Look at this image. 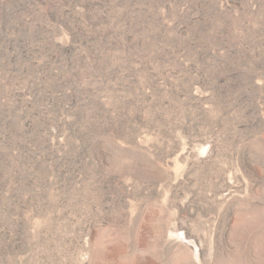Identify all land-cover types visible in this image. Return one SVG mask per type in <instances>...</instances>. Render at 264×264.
<instances>
[{
  "label": "rangeland",
  "instance_id": "374dc122",
  "mask_svg": "<svg viewBox=\"0 0 264 264\" xmlns=\"http://www.w3.org/2000/svg\"><path fill=\"white\" fill-rule=\"evenodd\" d=\"M0 264H264V0H0Z\"/></svg>",
  "mask_w": 264,
  "mask_h": 264
}]
</instances>
